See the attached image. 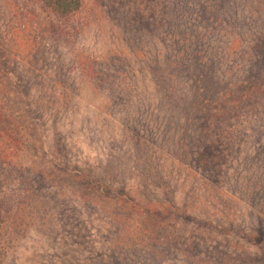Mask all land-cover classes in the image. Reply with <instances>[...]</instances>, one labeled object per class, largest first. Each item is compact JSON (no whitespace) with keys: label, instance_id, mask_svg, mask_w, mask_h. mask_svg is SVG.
Wrapping results in <instances>:
<instances>
[{"label":"rangeland","instance_id":"1","mask_svg":"<svg viewBox=\"0 0 264 264\" xmlns=\"http://www.w3.org/2000/svg\"><path fill=\"white\" fill-rule=\"evenodd\" d=\"M259 37L264 0H82L62 19L0 0V139L22 134L30 147L0 167V264H209L226 245L238 256L230 264H264V191H242L246 177L264 179V110L228 130L218 121L209 139L224 132L240 154L210 172L188 166L183 149L194 119L206 113L210 129L221 114L194 110L202 94L218 107L224 88L264 83V50L247 49ZM134 148L152 152L141 173L125 166ZM91 183L106 187L104 214L86 203ZM120 191L131 207L113 208ZM111 210L124 216L115 241Z\"/></svg>","mask_w":264,"mask_h":264},{"label":"trees","instance_id":"2","mask_svg":"<svg viewBox=\"0 0 264 264\" xmlns=\"http://www.w3.org/2000/svg\"><path fill=\"white\" fill-rule=\"evenodd\" d=\"M27 1L30 2L31 4L35 5L37 8H39L40 11L45 12L50 16L52 15L56 18H61V19L65 18L69 15L70 16L75 15L77 12H79V10L81 8V3H82V0H27ZM139 1L143 2L146 5H151L152 3H156L159 0H139ZM159 3L160 2H158L157 4L159 5ZM158 5L150 7L149 8V14L145 18H147V17L153 18L157 13V11L154 9V7H157ZM26 16L30 17L31 14L28 13ZM117 19H118V17H117ZM151 21L155 22L156 20L151 19ZM262 40L263 39L261 37L255 38L254 41H252L249 44V46L247 48L248 51L253 52L254 50H257L260 53H262L264 50V42H262ZM65 41H67L66 38H65ZM222 85L224 86V84H222ZM221 89L222 88H220L218 91H220ZM0 91H2V90L0 89ZM219 93H221L223 96L221 97L220 100L217 101V105L219 104V106L216 107L213 104V100L211 97H208V96L202 94V95H204V98H203L199 92V95H201V96L198 99V102L195 104L194 110L198 111L199 113H203L207 109V105H210L211 108H213V109H215V108L219 109V113H221V114L214 117L215 118L214 120L217 121V123L214 124L210 129H209L208 124H207L208 117L207 118L204 117L206 115V113H204V115L202 116L201 119H199V118L194 119L192 121V126H191V135L189 136L190 140L185 142L186 148H183L184 149V160L188 163V166L195 167L197 169H199L200 167H203L204 169H206V172H210L211 167L213 165L217 164V162L222 164L224 160H222V161H219V160L220 159H226L228 157L227 156L228 154H226V153H230L233 150L235 154H238V155L240 154L239 150H240L241 144L228 145L226 143L221 142V140H224V139L226 140L227 138H229V137L225 136L224 132L222 134H220L219 138H217L218 141H216L214 139H209V137L212 134L218 135V132H217L218 121L222 122L223 119L231 120L229 123L227 122L228 123L227 125H224V130L225 129L228 130L230 127L237 125L241 121L243 116L247 115V113L251 112V110H253V114H257V113H259V111L264 110V83L249 84V86L245 87L242 90V92L238 93L236 96H234V93L229 92V90H227L226 88H224L222 90V92L220 91ZM245 98L247 100L245 101V103H243L244 101H242V100H244ZM210 106H209V108H210ZM250 106L253 108L251 109ZM5 120L10 121L11 118H6L3 121H5ZM160 136H162V135H160ZM152 141L154 144H157L156 148L158 150H159V148L162 149V147H163L162 144L155 143L154 140H152ZM162 142L163 141H161V143ZM145 143H148V139L145 137L142 140V137H141V146H143L144 148L147 147V146H145ZM25 145H28V140H27V137L23 140L22 134H19L17 136V140H10L9 142L7 141V139H0V167H1V170L3 168L2 166H5V165L7 167L15 166L18 163L19 159H25L27 157L24 154H26V153L29 154L30 147L25 146ZM168 146H170V145H168ZM179 146H181V145L171 143V147H173L174 151H175V149H178ZM173 152H170L169 154H172ZM129 154L130 153H127L126 155H122L121 156L122 159H124L125 156H127ZM151 155H152V152H150L147 149L146 150L144 149V151H140L139 148L138 149L134 148L131 159L124 161L125 166L128 167V169L130 168L133 171L141 173L142 168H144L147 165H148L147 167H149L151 165L150 164L151 161L149 160ZM143 157H146V159H143ZM232 157H235V156L233 155ZM34 159H36V157ZM214 159H219V160L215 161ZM154 163L152 164V166L154 165ZM12 164H14V165H12ZM156 165H157V163H156ZM117 168H118V166L113 167V170L118 171ZM146 170H147V168H146ZM6 176L8 178V174H6ZM254 179H257V178H252L250 176V177H246L244 179V181L242 183V185H243L242 191L246 193V195L244 196V199H252L255 196L259 197L263 193V191H264V179H260L259 182H257L254 185H251V182ZM203 180L205 182L209 183V181L207 179H203ZM6 181H9V180H5L4 178H1V176H0V193L2 192V190H1L2 186L5 184ZM94 184H95L94 187L92 186L93 183L90 184L91 187L89 186V184L86 186V190H87L86 195L87 196H86L85 200H86V203L89 205H95V206H101L102 205V208L99 207L98 209H100L99 211L104 214V212L106 213V211H105V208H106V201L105 200H106V198L103 196L104 195L103 193H107L106 187L100 183H97V184L94 183ZM88 186H89V188H88ZM110 195H111V193H110ZM125 195H126L125 192H122V191H120L118 193V196H117L118 200H115V202H113V205H114L113 208L122 209L120 206H115V204L118 205L116 202H120V201L123 202L124 204L128 202L129 206L131 207L130 203H133L132 202L133 200L130 202L129 201L125 202V198H124ZM7 197H8V194L3 195L2 200L0 201V238L2 235L1 231H2L3 222H4V213L7 214V210H5L6 212L5 211L2 212L1 207L3 208L4 200ZM129 199H133V197L129 196ZM250 206L253 208V212H254V213H252L253 216L256 218V220H260L261 213L258 212L259 211V207H257L258 205L256 206L255 204H251ZM141 210H143V209H139V207H138L136 212H138V211L140 212ZM156 216H157L156 213L154 215H150V213H147V216H145V217L147 219H148V217H150L151 221H152ZM123 217L124 216L122 214H119V211L117 214V213H114L112 210L109 213V216H107V219L109 220V218H110L112 220V223L114 225L116 224V226H117V230L114 231V233H115V236L113 237L114 241L118 238L121 239L120 235L125 231V229L123 228V223H122ZM207 225H209V223L205 224L204 226L206 227ZM153 235L156 236V240L153 241L154 244H160V242H162V241H158V240L163 239V236H161L162 234H158L154 231ZM193 247L196 248L195 245H193ZM193 247L190 249H186L190 252V254L186 253L187 261L194 260V259H192V256L196 257V256H198V253L200 252L198 250L194 251ZM228 249H229V247H227V245L223 246L220 251L216 250V248L214 247V250L217 251L216 258L214 259V261H216V262H214V261L210 262V260H209V264H215V263L230 264V263L236 261L238 259L237 254L229 253ZM207 253L211 254L210 252H207Z\"/></svg>","mask_w":264,"mask_h":264}]
</instances>
